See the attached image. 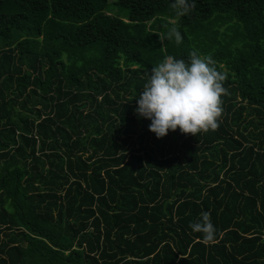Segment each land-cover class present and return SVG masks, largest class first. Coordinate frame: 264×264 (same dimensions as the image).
<instances>
[{
    "label": "trees",
    "instance_id": "trees-1",
    "mask_svg": "<svg viewBox=\"0 0 264 264\" xmlns=\"http://www.w3.org/2000/svg\"><path fill=\"white\" fill-rule=\"evenodd\" d=\"M172 2L0 0V264H264V0ZM192 50L219 127L157 139L142 69Z\"/></svg>",
    "mask_w": 264,
    "mask_h": 264
},
{
    "label": "clouds",
    "instance_id": "clouds-1",
    "mask_svg": "<svg viewBox=\"0 0 264 264\" xmlns=\"http://www.w3.org/2000/svg\"><path fill=\"white\" fill-rule=\"evenodd\" d=\"M171 8L176 17H184L195 9V0H173ZM158 37L162 44L173 38L177 44L182 41L175 24L168 28L166 36ZM142 70L147 81L134 111L138 117L150 120L148 130L157 139L177 128L182 134L193 136L218 129V117L223 113L222 97L229 93L224 87L226 74L218 71L212 54L192 50L186 59L168 55L152 66L150 74L148 69ZM190 227L202 234L205 243L214 242L216 229L209 212H202Z\"/></svg>",
    "mask_w": 264,
    "mask_h": 264
},
{
    "label": "rangeland",
    "instance_id": "rangeland-1",
    "mask_svg": "<svg viewBox=\"0 0 264 264\" xmlns=\"http://www.w3.org/2000/svg\"><path fill=\"white\" fill-rule=\"evenodd\" d=\"M109 2H111V0H108ZM162 3L158 4L157 7L159 8L161 6ZM110 6V5H109ZM109 11L111 12V14H115L116 12V8L115 7H112L110 6V9ZM124 12H122L121 14H123Z\"/></svg>",
    "mask_w": 264,
    "mask_h": 264
}]
</instances>
